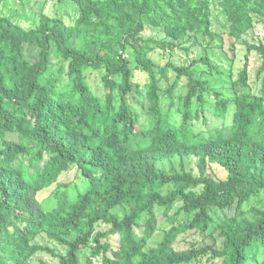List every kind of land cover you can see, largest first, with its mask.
<instances>
[{"label": "trees", "instance_id": "obj_1", "mask_svg": "<svg viewBox=\"0 0 264 264\" xmlns=\"http://www.w3.org/2000/svg\"><path fill=\"white\" fill-rule=\"evenodd\" d=\"M69 1L78 11L71 26L42 15L25 30L0 16V264H28L37 253L58 264L97 258L101 264H191L204 257L264 264V75L256 95L246 62L231 83L234 97L215 93L211 119L221 123L212 126L206 81L192 70L197 61L162 68L148 56L155 49L173 52L197 35L212 38V0ZM217 3L234 41L264 22V0ZM147 30L160 38H145ZM25 46L37 48V56H25ZM247 49L262 58L259 79L264 46ZM129 52L147 74L142 85L132 80ZM168 69L176 73L170 98L180 79L187 81L176 108L179 126L160 101L159 81ZM89 70L104 72L101 96L87 80ZM197 122L206 129L195 130ZM185 158L196 160L198 175L175 169L173 162ZM212 166L225 178L213 177ZM71 170L72 186L60 182ZM52 186L55 203L45 209L37 195ZM182 214L191 220H180ZM160 218L170 229L148 247ZM83 223L87 231L69 240ZM198 234L201 239L176 247L180 237ZM39 235L65 254L37 244ZM85 247L91 251L81 263Z\"/></svg>", "mask_w": 264, "mask_h": 264}, {"label": "rangeland", "instance_id": "obj_2", "mask_svg": "<svg viewBox=\"0 0 264 264\" xmlns=\"http://www.w3.org/2000/svg\"><path fill=\"white\" fill-rule=\"evenodd\" d=\"M220 9L217 0H212L211 6V30L213 32V37L208 38L202 35H197L186 40L182 47L175 49L173 52L168 50L155 49L153 52L149 53L148 56L153 59L154 63L160 67H165L167 63L175 64L176 66H189L192 62L197 61V64L193 67V73L195 78L205 80L207 84V94L205 96L206 108L210 109V112L206 114L208 121L213 125H220L221 120L213 118V108H214V96L215 93H220L225 98L232 99L235 95L231 83L238 78V74L242 71L245 63L247 62L246 72L248 73V84L250 90L259 95L262 89V76L257 79V72L262 65V58L257 51L249 50V46H264V22H258L255 24L254 28L247 32L240 40L234 41L228 35V23L225 21L224 17L220 14ZM42 15L48 17L61 18L67 26L74 24V21L78 17V11L76 6L69 0H29L27 2H20L17 0H6L0 6V16L9 18L14 24L20 26L25 30H29L38 25ZM160 38L157 33L147 30L145 32V38ZM23 53L25 56L36 57L38 54V49L34 47L23 48ZM124 58L129 61V66L133 72V82H137L140 85L147 81V74L143 72L139 67L133 55L129 52L124 54ZM201 59H205L208 63L201 62ZM54 68H57L59 59H54ZM103 71H93L89 70L86 73L87 80L92 87L93 92L101 96L104 93L103 89ZM159 77V75H158ZM176 79L175 71L168 69L166 79L161 78L159 81V93L160 101L163 109V113H168L170 120L174 126H179L181 122V115L176 111L179 96L185 94L186 92V79L182 77L179 81L177 89L173 93V98L169 97L168 88L172 85ZM130 101V100H129ZM173 102V107L169 104ZM232 104V103H231ZM230 104V107L232 105ZM230 115H228L227 120H230ZM195 130H205L206 127L202 125L201 122H197ZM195 159L185 158L182 161L175 160L174 167L177 171H188L194 175H198V170L195 165ZM167 170H170L169 164L166 166ZM209 173L215 178L224 179L226 174L225 171L217 166H212ZM74 170L69 173L63 174L60 182L71 184L74 181ZM70 186V188H71ZM55 186L50 187L37 195V199L42 203L45 209L51 208L55 203L53 198V192ZM63 190V188H61ZM71 195L74 193L69 189ZM264 202V200H263ZM115 215L121 218L124 214V209L118 208L114 211ZM158 217L160 214L157 215ZM180 220L188 222L191 217H187L182 214ZM159 229L155 232L153 237L148 243V247H154L158 244L165 231H168L169 222L165 218L159 219ZM107 227H99L100 231L106 230ZM87 231V226L85 223L72 233L68 239L73 240ZM95 235V233H94ZM199 235V234H198ZM191 235L176 244L178 249H183L187 247L186 243L194 240H198L199 235ZM216 235L211 238H206L204 244L213 243ZM182 240V241H181ZM35 242L39 245L47 246L54 250L56 254H65V248L60 247L54 242L48 241L44 235H39ZM199 242V241H198ZM110 243L112 248H117L116 240L111 239ZM215 245H219V241H215ZM91 248L85 247L79 253V259L81 263H85L86 259L90 255ZM94 264H101V261L97 258L93 260ZM28 264H58V261L45 253H37ZM191 264H219L218 261L213 259H208L204 257L197 262H192ZM257 264V263H250Z\"/></svg>", "mask_w": 264, "mask_h": 264}]
</instances>
